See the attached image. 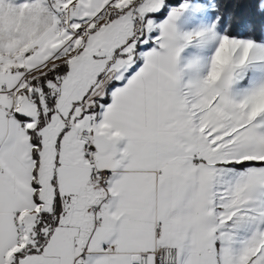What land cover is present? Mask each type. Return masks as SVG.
Listing matches in <instances>:
<instances>
[{
    "label": "snow or ice",
    "instance_id": "1",
    "mask_svg": "<svg viewBox=\"0 0 264 264\" xmlns=\"http://www.w3.org/2000/svg\"><path fill=\"white\" fill-rule=\"evenodd\" d=\"M0 264H264V25L0 0Z\"/></svg>",
    "mask_w": 264,
    "mask_h": 264
},
{
    "label": "trees",
    "instance_id": "2",
    "mask_svg": "<svg viewBox=\"0 0 264 264\" xmlns=\"http://www.w3.org/2000/svg\"><path fill=\"white\" fill-rule=\"evenodd\" d=\"M223 13L234 14V27L243 28L245 24H252L259 35L264 17L255 11L253 0H216Z\"/></svg>",
    "mask_w": 264,
    "mask_h": 264
},
{
    "label": "crops",
    "instance_id": "3",
    "mask_svg": "<svg viewBox=\"0 0 264 264\" xmlns=\"http://www.w3.org/2000/svg\"><path fill=\"white\" fill-rule=\"evenodd\" d=\"M182 27H192L193 25H184L183 23H182V25H181ZM192 51H194V49H192V48H190V49H188V50H186V53H185V55H187V53L188 52H192Z\"/></svg>",
    "mask_w": 264,
    "mask_h": 264
}]
</instances>
